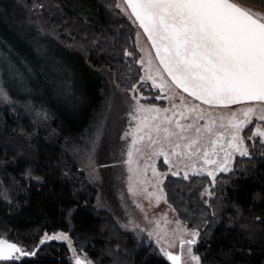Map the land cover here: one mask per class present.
<instances>
[{"label":"trees","instance_id":"16d2710c","mask_svg":"<svg viewBox=\"0 0 264 264\" xmlns=\"http://www.w3.org/2000/svg\"><path fill=\"white\" fill-rule=\"evenodd\" d=\"M235 1L264 11L262 0ZM114 2L24 0L28 21L78 50L88 72L105 73L113 89L130 90L136 85L142 102L163 106L166 101L160 90L140 81L135 28ZM1 6L3 0L0 20L6 17ZM19 32L13 33L20 40ZM20 35L35 71H60V60L44 43L34 35ZM15 58V73L27 82L22 73L26 65ZM94 84L95 95L85 94L81 107L67 109L62 101L66 85L44 83L48 106L55 112L45 122L18 104L0 107V239L35 253L16 252L14 260L0 264H75L73 248L94 264H172L147 234L124 229L110 209L97 205L99 187L74 155L78 134L91 128L97 120L95 110L102 111L107 101ZM252 126L253 121L246 131ZM260 141L246 138L248 155L235 156L232 168L214 178L167 173L163 180L167 203L188 228L199 233L193 249L200 264H264V145ZM158 163L161 170L167 169L162 158ZM56 231L66 232L71 243L56 238L41 244Z\"/></svg>","mask_w":264,"mask_h":264},{"label":"rangeland","instance_id":"374dc122","mask_svg":"<svg viewBox=\"0 0 264 264\" xmlns=\"http://www.w3.org/2000/svg\"><path fill=\"white\" fill-rule=\"evenodd\" d=\"M3 1L4 6L1 7L6 17L0 20V107L18 104L45 122L47 118H54L55 112L48 106L44 83L52 87L57 84L59 88V84L66 85L62 101L67 109L77 104L81 107L85 94L95 95L93 86L96 83L98 93L103 94L107 101L102 111L100 108L95 110L97 120L92 122L91 128L78 134L73 150L88 177L99 187L97 205L110 209L124 229L139 236L147 234L165 255L166 251H180L182 264H200L191 259L193 255L198 256L193 249L197 240L193 232L197 230L188 228L167 203L163 180L167 173L182 177L207 174L214 178L219 172L229 171L234 157L242 155V151L248 152L246 138L264 140V136L258 135L264 132V119H260L264 116V102L243 100L226 106L209 105L177 88L164 71L152 41L125 0H115L114 4L135 28L134 39L140 53L138 62L142 67L140 81L160 90L159 96L166 101L163 106L142 102L143 95L138 87L125 90L116 86L113 89L105 73L88 72L78 50L60 42L39 23H30L24 0ZM231 2L244 11L264 15V11L255 7L235 0ZM13 32H19L20 40ZM22 32L34 35L46 45L49 53L60 60V71L50 72L41 68L35 71L33 60L27 57L21 41L24 39L20 35ZM15 57L26 65V71H20L26 74L28 83L24 79L21 82L20 74L15 73L18 70ZM64 75L63 81L67 84L60 82ZM53 92L57 97L60 95L56 90ZM248 108L253 112L245 117L244 111ZM252 121L253 126L246 131ZM177 123L192 125L187 133H183L186 137L195 138V128L202 129L203 139L195 146L199 150L186 147L190 143L187 139L181 140L169 134L180 132ZM234 124H239V128H234ZM177 144L180 146L176 147ZM160 158L167 164L166 170L159 168ZM206 159L213 162L206 163ZM222 168L225 170L221 171ZM53 234H64L68 239L64 231ZM71 259L75 264L77 260L81 264H94L74 248Z\"/></svg>","mask_w":264,"mask_h":264},{"label":"snow or ice","instance_id":"6c2138e0","mask_svg":"<svg viewBox=\"0 0 264 264\" xmlns=\"http://www.w3.org/2000/svg\"><path fill=\"white\" fill-rule=\"evenodd\" d=\"M125 3L152 41L157 58L177 88L209 105L226 106L243 100L264 102V15L244 11L231 0H125ZM261 6L264 7V0ZM125 55L131 53L126 51ZM132 87L135 89L136 85ZM252 112L248 108L244 116ZM239 126L233 125L237 129ZM191 127L177 123L180 132L169 134L187 139L190 143L186 147L199 150L195 146L204 132L197 127L195 138L183 135ZM258 135L264 136V132ZM260 143L264 145V140ZM241 154L246 156L248 152ZM204 155L207 157L208 153ZM197 235L198 232H193V236ZM61 237L67 238L56 234L47 239ZM45 242L41 240V244ZM15 252L22 250L0 239V261L14 260ZM34 254L22 252L25 256ZM169 259L176 261L178 257L169 255ZM191 259L198 262L200 258L193 255ZM77 264L81 262L77 260Z\"/></svg>","mask_w":264,"mask_h":264},{"label":"water","instance_id":"95a60500","mask_svg":"<svg viewBox=\"0 0 264 264\" xmlns=\"http://www.w3.org/2000/svg\"><path fill=\"white\" fill-rule=\"evenodd\" d=\"M43 240H47V238L45 239H43ZM7 241V240H6ZM8 243H10V244H15V245H17L18 247H19V249H21L22 250V252H27V251H24L17 243H15V242H12V241H7ZM22 252H17V253H20V254H22ZM16 253V252H15ZM28 253V252H27ZM169 255H171V256H174V257H178V260H176V261H173V260H171V259H169ZM166 256H167V258H168V260L172 263V264H182V261H181V252L180 251H178V252H172V251H166Z\"/></svg>","mask_w":264,"mask_h":264},{"label":"flooded vegetation","instance_id":"af4514ba","mask_svg":"<svg viewBox=\"0 0 264 264\" xmlns=\"http://www.w3.org/2000/svg\"><path fill=\"white\" fill-rule=\"evenodd\" d=\"M235 5V4H234ZM237 6V5H236ZM237 7H239V6H237ZM129 8H131V7H129ZM240 8V7H239Z\"/></svg>","mask_w":264,"mask_h":264}]
</instances>
